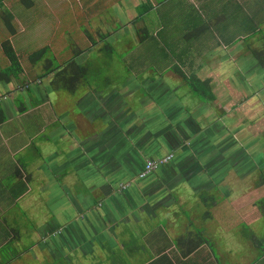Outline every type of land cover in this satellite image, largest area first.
I'll use <instances>...</instances> for the list:
<instances>
[{"label":"crops","instance_id":"0c3cea01","mask_svg":"<svg viewBox=\"0 0 264 264\" xmlns=\"http://www.w3.org/2000/svg\"><path fill=\"white\" fill-rule=\"evenodd\" d=\"M8 1H0L1 17L11 8ZM139 1L124 5L126 23L135 21L132 8ZM191 5L205 30L193 42L197 55L160 62L148 92L128 82L109 95L144 94L136 105L129 98L131 109L118 98L104 100L106 94L89 91L87 83L70 92L53 87L49 77L0 81V264H233L231 254L243 250L245 239L253 248V230L244 237L243 228L228 226L239 223L237 217L249 225L264 220L256 168L239 172L235 162L228 167L211 140L221 128L217 123L237 122L233 111L264 92L259 90L264 69L254 52L264 49V0H191ZM13 32L5 40L14 47ZM3 41L0 36V52ZM150 62L157 61L136 63ZM175 63L209 80L215 99L196 94L190 99ZM164 77L172 81L167 90ZM96 78L88 73L92 84ZM19 93L26 98L22 103ZM100 104L105 114L93 116L90 108ZM223 141L220 150L237 151L236 140V145ZM168 152L175 155L171 164L116 189L134 179L127 177L146 160ZM211 193L220 197L214 206L205 203Z\"/></svg>","mask_w":264,"mask_h":264},{"label":"rangeland","instance_id":"374dc122","mask_svg":"<svg viewBox=\"0 0 264 264\" xmlns=\"http://www.w3.org/2000/svg\"><path fill=\"white\" fill-rule=\"evenodd\" d=\"M33 1L34 6L30 8L25 5L23 0L18 2L9 0L8 3L11 8L3 9L5 16H0V36L4 40L10 32L8 27L4 25L5 18L9 19L13 28L17 30L13 42L15 52L24 69L23 76L20 75L17 78V81L21 84L24 78L28 79V82L37 81L39 79L38 76L45 71L44 62L47 60L50 65L60 64L61 66L68 59H74L76 62L87 60L81 64L88 68L79 83H87L86 86L91 92L97 90V93L106 94L104 97L100 93L104 100L116 98H118V102L123 100L131 109L133 102L129 98L133 97L136 105L137 102L142 101L144 94L142 96L132 95L128 99H126L125 95H122L121 98L109 95L117 93L119 89L124 87V83L128 82L131 85L135 83L139 92L144 93L145 90L148 92L147 84H149V80H151V77L159 75L158 70L162 68L160 62L166 64L170 63V61L173 62L179 56V51L183 52V50L185 51L183 53L186 54L183 56L184 59L187 55H197L196 51L198 50L196 47L193 43H188L191 42V39L185 37L186 34L191 32V12L192 14L195 12V15L200 18L198 12H196L197 10L191 5V0H143L149 1L153 5L152 8L140 18H137V20L131 21V23L125 22L124 10V5H127L130 0ZM140 3H142V0L139 1ZM132 9L135 14L138 13L137 8ZM145 21L149 36L145 37L146 41L138 42L145 34V31H141L142 24ZM196 23L199 26V23L202 24V20L197 19ZM137 30H139L138 33ZM160 30L161 33L159 32ZM165 36L167 39L174 40L177 48L176 45H168ZM201 43L205 45V43L209 42L201 40ZM43 47L45 48L43 58L45 57L46 59L42 58V60L40 59L37 62H31L29 55ZM78 51L82 52L77 54ZM144 59L157 62L153 64L151 62L147 64L136 63L144 61ZM8 66L9 59L2 49V52H0V70H4ZM138 67L142 69L138 70ZM184 69L186 70L187 68L184 66ZM88 73L97 75L93 84L91 81L94 79H88ZM164 80L166 90L171 88L169 83L171 84L172 81L170 79L167 81L166 77H164ZM246 81L244 80V84L248 87L249 84ZM30 85L33 86V83H30ZM259 87L261 91L264 87L263 79H259ZM191 88V83H185L182 90L188 93L190 99L191 97L196 98L195 94L199 92L200 86L194 88L193 92ZM200 96L204 97L202 94ZM17 98L20 103L24 102L23 98L26 99L25 95L20 93L17 94ZM242 106L240 111H233V114H238V123L229 118L228 120L222 119V124L225 125L226 132L238 141V145L243 146L250 156L249 159L252 160L251 163L250 160L244 163L242 155L238 159L241 160L240 168H248L252 164L262 165L258 159L261 155L264 157V92H259V96L255 97L254 100H250L249 104L243 102ZM90 109L91 114L96 117H100L106 112V108L101 104ZM120 114H123V112H120ZM227 114L234 116L231 111ZM118 133L116 132V134ZM223 139L224 133L217 137L214 134L211 143L217 146L219 153L221 152L220 154L228 157L231 147L223 151L220 150V146H224L227 143H224ZM213 152L214 150H212ZM236 167H239L238 162ZM238 171L241 172L239 169ZM137 181L140 182L141 180L138 179ZM256 195H259L260 199L264 196V185L260 186L259 193ZM252 197H254V200L256 199L255 196ZM250 200L248 199V201ZM244 207L247 209V204ZM230 215L233 216V214ZM244 216L248 218V215ZM237 218L239 223L230 224L228 227L243 228L244 237H250V233L253 230L256 235V237H253L254 246L251 248L246 242L247 239H245L242 246L243 250L235 254H225L226 261L229 262L228 258L231 254L236 261L233 264H264V220L262 223L256 222L253 225H249L245 220ZM254 228L255 230L259 229V232L256 233ZM117 251L119 253L117 258L123 261L124 255L119 249ZM105 252L109 254L108 246H106Z\"/></svg>","mask_w":264,"mask_h":264},{"label":"trees","instance_id":"16d2710c","mask_svg":"<svg viewBox=\"0 0 264 264\" xmlns=\"http://www.w3.org/2000/svg\"><path fill=\"white\" fill-rule=\"evenodd\" d=\"M1 1V0H0ZM23 2L25 3L26 6H29L30 2L29 0H23ZM152 4L149 1H143L142 3H140L137 7L138 9V13L136 15V17H134L135 20H137V18L141 17L144 13H146L147 11H149V9L152 8ZM142 8V9H140ZM197 12V11H196ZM199 15V14H198ZM200 20L201 18H198L194 14H192L191 12V32H189L188 34L185 35V37L188 39H191V42H188L189 44L193 43L195 39H197L199 37V35H203L204 33V22L202 20V24L199 23V26H197L196 20ZM146 23V22H145ZM4 24L6 27H8L9 29V33H14L13 31H15V28H13V25H11L10 20L8 19H4ZM149 24V23H148ZM189 30V31H190ZM139 32V30H137V33ZM161 33V30L159 31ZM198 32V33H197ZM149 33L147 31V27L145 26V34L138 40V42L140 41H146L145 37H148ZM198 36V37H197ZM193 37H195L193 39ZM197 37V38H196ZM165 39L167 40V44L168 45H176L174 40H170L167 39L165 36ZM173 43V44H172ZM183 44V43H182ZM186 46V45H185ZM177 48V45H176ZM2 49L4 54L7 56V58L9 59V66L6 67L4 70H0V81L3 82H8L10 83V79H13L14 81L17 82V78H19V76L24 72V69L22 68L20 61L18 59V56L15 52L14 47L12 46L11 42L9 40H4L2 42ZM261 51H257L255 50V57H257L259 59V65L260 67H262L264 69V49H260ZM44 52H45V48H41V49H37L35 51H33L30 55L29 58L31 60V62H37L40 59L42 60L43 56H44ZM183 52H185L183 50ZM181 51H179V59L182 55H186L185 53H183ZM43 59H46L45 57ZM44 66H45V71L43 74L39 75V78H43V77H49V81L50 83L53 85V87H61L63 90H68L70 92L74 91L75 88L77 87V85L79 84L80 81V77H82L83 75H85V73L87 72V68L84 65H81L79 63H77L74 59H68L66 62H64V64L61 66L60 64H49L48 60L46 62H44ZM247 66V67H246ZM256 66V65H254ZM62 67V68H61ZM257 67V66H256ZM244 68H247L249 71L251 70V65L249 64H244ZM173 69L183 78L185 83H191V89L194 90V88H198V86H200L199 88V92L196 93V95L200 98V99H204L206 101H211L213 99H215V95L213 94V92L210 91V84H209V80H201L198 78H195L193 75L191 74H186L181 67L178 64H174ZM197 82V83H196ZM203 95L204 97L200 96ZM3 118V116L0 117V120ZM217 125L221 126L220 130L217 131L218 135H222L224 133V139L226 141H230V144H234L236 145L237 143H235V140H233V136L230 135L228 132H226V128L222 123H217ZM225 128H223V127ZM222 140V141H223ZM236 142H238L236 140ZM243 155V162H248L250 159L249 154L247 153V151L243 148V146L239 145L237 151H234V153L232 155L228 154V157H225V160L229 162L226 163V165H228V167L230 166L231 162H235L234 163V168H240L241 166L239 165V167L237 166V160ZM175 156V155H174ZM174 159V157H173ZM259 162L262 163V165H253L251 167L248 168H256V180L254 182L255 186H262L264 185V157L263 155L259 156ZM173 161V160H172ZM169 162L165 165L162 166H166L168 164L172 163ZM252 160H250L251 163ZM240 164V163H239ZM160 166V167H162ZM143 165H141L139 167L138 170H136L137 172L130 174L127 179L129 178H134L133 182H139L137 181L136 175L137 173L142 169ZM241 170V169H240ZM135 175V176H133ZM133 176V177H130ZM139 180H143V179H139ZM133 184V183H132ZM117 188V186H116ZM220 197H217L215 194H212V196L210 198H208L211 201H206L205 203L208 206H214L216 204V202L219 200ZM264 199V198H263ZM202 238H201V242H202ZM198 242L195 246H198Z\"/></svg>","mask_w":264,"mask_h":264},{"label":"built area","instance_id":"2783aa9c","mask_svg":"<svg viewBox=\"0 0 264 264\" xmlns=\"http://www.w3.org/2000/svg\"><path fill=\"white\" fill-rule=\"evenodd\" d=\"M173 157H174V152H168L158 158L146 160L142 169L137 173L136 178L145 179L151 173H153L158 167L170 162L173 159ZM133 180L134 179L125 182H120L118 184V190L126 189L133 183Z\"/></svg>","mask_w":264,"mask_h":264},{"label":"flooded vegetation","instance_id":"af4514ba","mask_svg":"<svg viewBox=\"0 0 264 264\" xmlns=\"http://www.w3.org/2000/svg\"><path fill=\"white\" fill-rule=\"evenodd\" d=\"M172 160H173V159H172ZM172 160H171V161H172ZM171 161H170V162H171ZM168 163H169V162H168ZM143 165H144V164H143ZM164 165H165V164H164ZM161 166H162V165H161ZM158 168H159V167H158ZM158 168H157V169H158ZM157 169H156V170H157ZM117 186H118V184H117ZM124 190H125V189H124Z\"/></svg>","mask_w":264,"mask_h":264},{"label":"clouds","instance_id":"9594fccd","mask_svg":"<svg viewBox=\"0 0 264 264\" xmlns=\"http://www.w3.org/2000/svg\"><path fill=\"white\" fill-rule=\"evenodd\" d=\"M147 178V177H146ZM119 184V183H118ZM116 189H118V186H117V188Z\"/></svg>","mask_w":264,"mask_h":264}]
</instances>
